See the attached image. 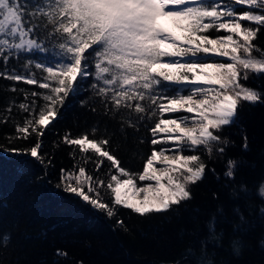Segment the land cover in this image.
<instances>
[{"label":"snow or ice","instance_id":"6c2138e0","mask_svg":"<svg viewBox=\"0 0 264 264\" xmlns=\"http://www.w3.org/2000/svg\"><path fill=\"white\" fill-rule=\"evenodd\" d=\"M162 20L170 21L179 35L161 27ZM262 30L264 0H0V78L46 90L11 89L23 93L16 107L28 115L8 141L34 137L35 142L28 148L0 146V152L28 154L43 164L47 127L58 118L65 98L91 77L85 90H91L90 98L98 99L104 114L119 116L137 131L140 123L151 122L150 144L160 147L144 158L142 171L132 173L113 155L109 138L95 137L98 128L91 129L92 135L65 133L63 144L97 158L92 161L96 172L105 159L110 162V179L74 164L72 171L61 169L63 190L109 218L118 207L141 217L167 212L191 199L189 186L204 178L207 164L199 152L222 155L228 140L219 133L235 123L243 103H264V93L241 83L250 73L264 76V49L253 43ZM48 44L57 50L51 63L27 59L23 71L8 70L9 60L21 53H47ZM33 65L42 76L31 71ZM161 81L183 88L166 96L158 91ZM166 113L191 115L164 118ZM81 160L87 163L89 157L81 155ZM235 167L229 159L224 176L234 178ZM105 185L110 203L100 195ZM259 194L264 198V185ZM57 255L67 253L57 250Z\"/></svg>","mask_w":264,"mask_h":264},{"label":"trees","instance_id":"16d2710c","mask_svg":"<svg viewBox=\"0 0 264 264\" xmlns=\"http://www.w3.org/2000/svg\"><path fill=\"white\" fill-rule=\"evenodd\" d=\"M253 43L264 49V30ZM47 46V53H21L9 60L8 70L23 71L27 59L51 63L57 50ZM31 71L37 77L43 75L34 65ZM91 83V77L82 81L80 90L65 98L58 118L47 127L42 137L43 164L28 154L0 152V264H264V198L259 194L264 181V103H243L235 123L219 133L228 140L222 155L199 152L207 170L202 181L189 186L191 199L167 212L144 217L118 207L109 218L65 192L60 176L61 169L72 171L76 164L107 181L110 162L105 159L102 170L96 172L92 161L97 158L91 152L80 154L61 138L65 133L71 137L86 132L92 135L91 129L96 127L95 137L109 138L113 155L132 173L142 171L144 158L160 146L150 144L151 122L140 123L137 131L119 116L105 115L98 99L90 98L91 90H85ZM241 83L264 93V76L256 78L250 73V79ZM13 87L46 90L0 78V146L28 148L34 137L8 141L15 125L28 115L16 107L25 98L23 93L11 91ZM182 88L161 81L158 91L171 96ZM10 106L11 112L7 111ZM135 116L133 112L131 118ZM81 155L89 157L87 163ZM229 159L236 162L232 179L224 176ZM100 195L111 202L106 185ZM57 250L67 256H58Z\"/></svg>","mask_w":264,"mask_h":264},{"label":"rangeland","instance_id":"374dc122","mask_svg":"<svg viewBox=\"0 0 264 264\" xmlns=\"http://www.w3.org/2000/svg\"><path fill=\"white\" fill-rule=\"evenodd\" d=\"M160 25L161 27H163L166 31H174V34L176 35H179V32H176L173 28H172V25H171V22L170 21H167V20H162L160 21ZM222 34V33H221ZM171 71V70H169ZM167 115H171L172 117H176V116H180V115H191V114H186V113H166ZM168 118V117H167ZM166 147H171V145H165ZM157 167H159V165H157ZM137 183L140 185V186H143L149 182L147 181H144V182H139L137 181Z\"/></svg>","mask_w":264,"mask_h":264},{"label":"clouds","instance_id":"9594fccd","mask_svg":"<svg viewBox=\"0 0 264 264\" xmlns=\"http://www.w3.org/2000/svg\"><path fill=\"white\" fill-rule=\"evenodd\" d=\"M261 185H264V181L261 182Z\"/></svg>","mask_w":264,"mask_h":264}]
</instances>
